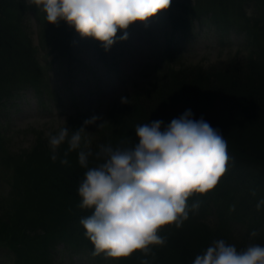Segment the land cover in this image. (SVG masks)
Listing matches in <instances>:
<instances>
[{
	"label": "trees",
	"instance_id": "obj_1",
	"mask_svg": "<svg viewBox=\"0 0 264 264\" xmlns=\"http://www.w3.org/2000/svg\"><path fill=\"white\" fill-rule=\"evenodd\" d=\"M246 5L258 21L252 26L236 20L244 15ZM204 8L210 15L203 16ZM166 10L172 33L168 39L181 35L179 32L186 30L191 20L201 24L210 19L219 35L244 31L248 39L257 41L261 54L235 65L236 57L208 66L169 67L143 91L126 95L129 103L114 102L95 123L88 137L93 151L100 144L115 147L124 140L138 143L132 136L136 135L137 124L156 120L167 124L190 109L194 119L203 117L221 131L229 156L226 172L217 185L187 198V205L199 203L198 210L190 212L181 227L172 224L158 230V235L167 238L163 247L149 245V255L135 251L128 257L114 258L112 264H142L144 260L149 264H193L197 255L219 239L237 250L250 244L264 246V204L257 210V204L264 200V0H172ZM122 31L117 29V42L105 51L100 41L82 37L64 20L58 25L47 23L46 14L33 0H0V130L1 114L10 99L27 86L37 94L48 89V62L69 66L76 61L72 68L84 66L76 57L80 45L89 47L88 53L101 68H111L109 51L121 43ZM165 51L170 60L175 59L176 48L169 42ZM171 81L179 89L168 87ZM178 105L186 108H176ZM103 122L104 127L99 129ZM80 127L71 125L69 129ZM67 147L60 146L53 162L49 137L42 132H35L30 145L23 147L0 131V181L7 185L6 191L0 187V250L11 264H58L60 254L68 251L102 263L101 255H92L94 245L80 224L94 211L78 206V188L86 169L79 166L74 151L68 154V165L60 163ZM96 163L90 159V165ZM256 187L261 191L253 197V211H248L252 218L233 223L229 217L232 202L237 197H251ZM253 231L257 236H251Z\"/></svg>",
	"mask_w": 264,
	"mask_h": 264
},
{
	"label": "clouds",
	"instance_id": "obj_2",
	"mask_svg": "<svg viewBox=\"0 0 264 264\" xmlns=\"http://www.w3.org/2000/svg\"><path fill=\"white\" fill-rule=\"evenodd\" d=\"M46 14L47 23L58 25L64 20L82 37L100 41L109 50L117 42V29L125 30L136 21L146 22L169 8L172 0H33ZM121 103H129L122 97ZM101 118L93 116L78 130L61 128L49 134L52 160L58 149L67 144L64 158L76 152L78 164L86 169L79 184L81 209H92L80 220L85 236L94 245L93 256L128 257L135 251L151 253L149 245L163 247L167 238L158 235L166 225L182 226L199 203L186 204L192 193L212 190L226 172L229 162L227 140L218 128L203 117L193 118L186 110L165 124L162 120L137 124L138 143L100 144L93 151L86 127ZM106 122V121H105ZM100 123L98 128L104 127ZM90 159L97 161L90 165ZM264 200L257 204L260 209ZM257 232L251 233L252 237ZM142 264H149L148 260ZM193 264H264V246L250 244L243 250L223 239L214 240Z\"/></svg>",
	"mask_w": 264,
	"mask_h": 264
},
{
	"label": "rangeland",
	"instance_id": "obj_3",
	"mask_svg": "<svg viewBox=\"0 0 264 264\" xmlns=\"http://www.w3.org/2000/svg\"><path fill=\"white\" fill-rule=\"evenodd\" d=\"M245 7L241 18L236 19L235 15L233 18L238 23L248 22L250 26L258 23L250 6ZM203 10V16L210 15L208 9ZM214 29L210 19L201 24L197 20H191L187 23L186 30H179L181 35L168 39L172 36L169 22L164 13L158 12L146 22L136 21L131 24L127 39L118 44L121 52L120 48L110 51L116 63L111 68L107 66L108 71L94 62V56L88 53L89 47L78 45L76 57L84 66L72 68L76 61H71L69 66L64 62H48V89L37 94L31 86H27L17 97L10 99L1 114L0 131L8 135L15 145L26 147L32 142L35 132H42L44 137H49V134H56L61 128L78 124L84 126L85 120L93 116L102 117L113 99L120 98L117 94H130L141 89L157 74L160 79L169 67L195 64L206 66L236 57L238 62H234L235 65L244 62L242 59L258 57L261 54L258 52L257 41L248 39L244 31L237 33L230 30L219 35ZM33 37L36 41L35 34ZM168 42L176 48L173 60H170L165 51ZM156 84L161 85L160 80ZM168 87L179 89L174 81ZM176 108L186 107L178 105ZM94 126L95 124H90L86 127L87 138ZM132 136L134 140L137 139L136 135ZM120 144L121 142L115 145ZM0 187L3 191L7 190L1 184ZM260 191L256 187L251 197L246 195L247 201L237 197L232 202L229 217L233 223L239 224L252 218L248 211H253V197ZM102 255L105 258L101 264H112L111 257H106L104 253ZM58 263L94 264L91 259L78 256L74 251L71 257L62 255ZM0 264H11L1 256V250Z\"/></svg>",
	"mask_w": 264,
	"mask_h": 264
}]
</instances>
